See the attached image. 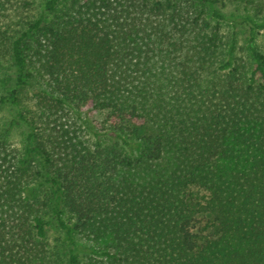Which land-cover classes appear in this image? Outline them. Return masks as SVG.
<instances>
[{"label":"trees","instance_id":"1","mask_svg":"<svg viewBox=\"0 0 264 264\" xmlns=\"http://www.w3.org/2000/svg\"><path fill=\"white\" fill-rule=\"evenodd\" d=\"M5 113L0 264H264V0H0Z\"/></svg>","mask_w":264,"mask_h":264},{"label":"rangeland","instance_id":"2","mask_svg":"<svg viewBox=\"0 0 264 264\" xmlns=\"http://www.w3.org/2000/svg\"><path fill=\"white\" fill-rule=\"evenodd\" d=\"M39 1H40V0H35L36 3H39ZM6 116H7L6 113H5V114H0V123L3 121L4 118H6ZM14 135H15V136H14ZM13 136H14V137H12V138H13L14 140H16V138H17V137H16V134L13 133ZM100 245H101L100 243H98V244L91 243V245H89V246H91L92 248H98Z\"/></svg>","mask_w":264,"mask_h":264}]
</instances>
